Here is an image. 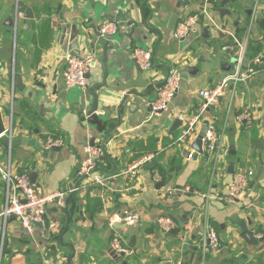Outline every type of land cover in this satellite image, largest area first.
I'll list each match as a JSON object with an SVG mask.
<instances>
[{
    "label": "crops",
    "instance_id": "0c3cea01",
    "mask_svg": "<svg viewBox=\"0 0 264 264\" xmlns=\"http://www.w3.org/2000/svg\"><path fill=\"white\" fill-rule=\"evenodd\" d=\"M187 2L184 7L181 0H0V111L5 126L0 159L9 160L13 170L25 167L29 175L34 174L30 179L38 192L80 186L68 200L69 215L65 207H48L47 220L57 225L44 234L39 228L29 233L13 217L4 225L0 217V264H68L72 255L71 264H264V239L257 237L264 221V69L248 82L229 83L225 95L206 109L203 123L196 126L192 143L204 132L205 124L213 123L221 150L218 146L212 154L185 157L184 150L193 152L192 144L178 146L180 126L173 127L177 112L190 115L200 105V88L215 86L231 73L241 47L244 56L247 51L246 63L250 54L260 52L264 0H230V13L224 16L213 10L210 0ZM21 5L33 13L28 29H24ZM16 8L18 20L10 26ZM203 9L215 25L201 14ZM176 13L179 18L199 14L203 20L181 42L167 28ZM43 18L52 32L45 48L32 41L37 33L33 22ZM112 19L120 23L118 32L98 37V26ZM67 42H78L80 54H95L85 88L64 84ZM134 47L152 49L151 69L137 70L130 55ZM174 65L182 73L178 93L165 112L154 114L151 108L147 110L158 88L152 84L163 82ZM103 80L104 85L94 90L104 107L94 112L103 122L100 131L85 112L93 103L90 88ZM126 94L127 109L117 122L116 110ZM246 106L253 115L249 125L236 119ZM46 135L62 136L64 145L41 150L37 139ZM92 141L104 148L98 170L111 177L105 185L75 179L84 147ZM140 154H153V158L132 179L120 174ZM248 169L254 176L244 199L224 200L233 174ZM258 170L260 175L254 180ZM5 190L0 178V211ZM125 211L139 213V221L124 222ZM163 215L176 224L170 232L158 224ZM205 222L219 236L218 250L203 252L201 248ZM241 222L255 242L243 238ZM115 235L131 254L112 251Z\"/></svg>",
    "mask_w": 264,
    "mask_h": 264
},
{
    "label": "built area",
    "instance_id": "2783aa9c",
    "mask_svg": "<svg viewBox=\"0 0 264 264\" xmlns=\"http://www.w3.org/2000/svg\"><path fill=\"white\" fill-rule=\"evenodd\" d=\"M15 13L17 20L19 16L18 8H16ZM201 14H203V16L208 15L206 9H203ZM208 19L210 23H213L209 15ZM198 20L199 14L181 16L177 20L176 26L172 31L173 39L177 42L185 40L197 26ZM119 27L120 23L116 19L104 21L97 28V36L100 38L111 37L118 32ZM227 49L228 47H223V50ZM152 54L153 51L150 48L134 47L130 51L131 57L136 60V63L143 71H147L153 67ZM94 62V52L76 56L66 53L65 69L63 72L65 86L67 88H85L88 84L86 75L91 72ZM263 62L264 46L259 53L247 59V63L245 62L244 47H241V50L236 55L231 73L217 85L203 87L198 90L197 95L201 98V103L194 112L190 115H187L185 112L176 113L175 117L181 124L180 132L175 143L183 148L189 147L194 139L196 126L203 123L202 118L206 109L219 102V99L225 95L226 86L229 83L236 86L240 82H248L250 78L254 77L260 71L258 65ZM2 70L3 62L0 60V73ZM181 80V70L174 65L168 70L165 81L157 88L154 99L149 102L151 111L154 114H160L169 108L173 98L178 93ZM11 100H13V98ZM9 118H11V124L8 128L10 132L12 128V115H10ZM236 119L239 123L251 124L253 115L249 106L243 107L238 112ZM197 138L201 140L203 154H212L218 146L220 148V136L213 123L205 124L204 132ZM37 144L41 150L46 151L63 146L64 139L62 136L46 135L38 138ZM84 154V158L80 161L76 170L75 179L86 181L88 185H105L111 177L103 175L98 170L99 163L105 157L103 146H101V144L88 143L84 147ZM152 158L153 154L141 156L120 174L132 179L137 174V170ZM253 176L254 171L252 169L235 172L223 199L226 201L243 200L247 194ZM0 178L6 186L5 200L2 210L0 211V217H2L4 225L9 218L13 217L29 233L33 232L35 228H39L40 232L44 234L47 230L54 228L57 223L54 220H47L48 207L51 204H56L62 208L65 207L66 196L80 189V186L75 185L69 190L38 192L35 184L30 179L29 170L27 168L24 167L20 171L13 170L11 162L9 160L3 161L2 159H0ZM83 185L82 183L81 187ZM122 219L127 224H135L139 221L140 215L139 213L132 214L125 211V215ZM37 223H41V225ZM158 224L164 232H170L176 227L173 219L167 215L161 216L158 219ZM257 237L264 239V221L261 224V232L257 234ZM220 247L221 242L217 232L213 226L205 222L201 236V248L203 252L215 251ZM111 249L117 254L128 255L132 253V250L122 245L117 235L111 239Z\"/></svg>",
    "mask_w": 264,
    "mask_h": 264
},
{
    "label": "water",
    "instance_id": "95a60500",
    "mask_svg": "<svg viewBox=\"0 0 264 264\" xmlns=\"http://www.w3.org/2000/svg\"><path fill=\"white\" fill-rule=\"evenodd\" d=\"M230 0H221L219 3H214L212 0H210V4L213 8V10H215V12H217L218 14H220L221 16H224L225 14H229L230 11L227 9V4L229 3ZM181 4L185 7L188 5V2L187 0H181ZM185 10L182 11V13L184 12ZM23 22L25 24L24 26V29H28L29 28V23L27 22V20H30V19H33V13L31 11L30 8H26L25 11L23 12ZM179 18V14L176 13V14H172L169 18V21H168V25H167V28L169 30H174L175 26H176V23H177V20ZM16 19V13H14L13 17H12V20H10L8 22V25H12L13 24V20ZM212 19V18H211ZM18 20V19H17ZM214 25H215V21L212 19ZM203 20L200 18L198 20V24H202ZM212 23V22H211ZM212 23V24H213ZM16 26V25H15ZM208 29L206 26H204L202 28V32L203 34H205V32H207ZM159 35V40L161 39V34L158 33ZM66 49H68L69 51V54L70 55H73V56H76V55H79L80 54V50H79V44L78 42H67L66 44ZM67 52V51H66ZM152 60H153V57H152ZM132 63L137 67V70L141 71L142 72V69L138 66V64L136 63V60L134 58H132ZM102 66V69H103V73L104 75L106 76L107 75V69L106 67L104 66V61L102 62L101 64ZM258 67L260 68H263L264 69V62L260 65H258ZM189 70V69H188ZM90 76V73H88L86 75L87 78H89ZM165 81V79H164ZM163 81V82H164ZM163 82H160V83H155V84H152L154 87H159ZM104 85V80L101 82V83H97L95 84L94 86H92L89 90V94L93 96V103L91 104V106L87 109V111L85 112V115L89 117V120L90 122L95 125L100 131L103 130V122L102 120L96 115L94 114V112L96 110H103L104 107L102 106V104L100 103V101H97V96L96 94L94 93V90L99 87V86H103ZM137 97H140L142 98V94H139L137 92H133ZM127 102H128V94L124 95V97L122 98V100L119 102L118 104V107H117V122H120L121 120V115L122 113L127 109L126 108V105H127ZM138 105V104H136ZM115 110V108H114ZM147 110H150V107L148 106L147 107ZM129 111V110H127ZM181 122L176 118L174 120V124H173V127H177V126H180ZM116 125L112 126L110 130H112ZM5 132V126H4V121H3V118H2V113L0 111V135H2L3 133ZM109 136H110V131L107 133V141L109 139ZM94 141V140H93ZM93 141L91 142V144H93ZM191 149L193 150V152H191L190 150H184L183 151V155L185 157H191L192 159L193 158H196L198 154H203V151H202V148H201V140L200 138H197L193 143H192V146H191ZM146 164V163H145ZM145 164L143 165L145 167ZM148 167H152V164H147ZM260 175V171L258 170L257 174L255 175L254 177V180L258 179ZM31 179L33 180V177H34V174H31L30 175ZM73 196L72 193L68 194L65 198V210H66V213L67 215H69V212H68V200ZM124 216V215H123ZM67 224H66V227H65V231L66 229L68 228V225H69V216L67 218ZM38 225H41V223H37ZM240 228L241 230L243 231V238L248 241V242H255V238L253 237V234L252 232H250L249 230H247V226H246V223L245 222H241L240 224ZM61 240V239H60ZM62 242V241H61ZM70 247L72 248V254L74 253V250H73V247L72 245H70ZM113 251V250H112ZM114 252V251H113ZM73 256V255H72ZM72 256L69 257L68 259V264H71V259H72ZM161 264H171L170 261H163Z\"/></svg>",
    "mask_w": 264,
    "mask_h": 264
},
{
    "label": "trees",
    "instance_id": "16d2710c",
    "mask_svg": "<svg viewBox=\"0 0 264 264\" xmlns=\"http://www.w3.org/2000/svg\"><path fill=\"white\" fill-rule=\"evenodd\" d=\"M24 9H25V6L21 5V10H24ZM34 9H35L37 18H39L40 17L39 11L36 8H34ZM259 24H260L261 28H263V30H264V18H262L259 21ZM33 26L37 27V33L32 36V41L34 43H39V45L41 47H44V48L48 47V45L52 39V32H51V28H50V24H49L48 19L43 18V19H41V22H40V20L38 23L33 22ZM37 53H40V50L37 51ZM254 55H255L254 53L250 54L249 58H252ZM245 56L247 57V51H246ZM152 151L154 153L155 148H152ZM140 156H141V154L137 155L136 158H139Z\"/></svg>",
    "mask_w": 264,
    "mask_h": 264
},
{
    "label": "rangeland",
    "instance_id": "374dc122",
    "mask_svg": "<svg viewBox=\"0 0 264 264\" xmlns=\"http://www.w3.org/2000/svg\"><path fill=\"white\" fill-rule=\"evenodd\" d=\"M256 3H257V2H256ZM6 114H7V113L5 112V114H4V115H5V118H6ZM12 144H13V143H12V139H11L10 146H11Z\"/></svg>",
    "mask_w": 264,
    "mask_h": 264
}]
</instances>
